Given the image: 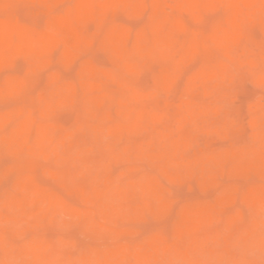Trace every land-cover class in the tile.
<instances>
[{"label": "clouds", "instance_id": "9594fccd", "mask_svg": "<svg viewBox=\"0 0 264 264\" xmlns=\"http://www.w3.org/2000/svg\"><path fill=\"white\" fill-rule=\"evenodd\" d=\"M0 264H264V0H0Z\"/></svg>", "mask_w": 264, "mask_h": 264}]
</instances>
